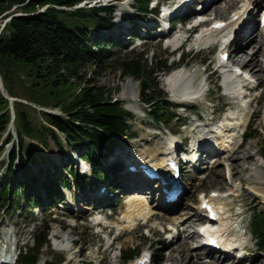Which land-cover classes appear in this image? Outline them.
Wrapping results in <instances>:
<instances>
[{
  "label": "rangeland",
  "instance_id": "rangeland-1",
  "mask_svg": "<svg viewBox=\"0 0 264 264\" xmlns=\"http://www.w3.org/2000/svg\"><path fill=\"white\" fill-rule=\"evenodd\" d=\"M128 1L130 4L127 19L125 18L122 21L120 17L116 16V13L111 14V31L105 32L100 29L92 32V35H96L97 38L104 39L110 37L112 40L117 41L118 44L112 50L113 60L109 61L104 69H99L92 65L88 66L85 69L83 81V85L87 87L100 86L105 88L113 101L121 103L123 108L133 115V118L128 120L130 128L127 136L122 138L123 140L118 144L115 153L110 158L105 157L102 159V168L107 174L106 177L110 176V178H112V185L118 182L121 190L115 192L112 185H109L110 193L106 194V198L97 202L80 200L82 195H87L88 197L94 195V193L97 192L98 184H95L94 188L91 187L89 192L81 190L76 183L72 182L73 185L71 189H63L60 192V198L64 200V203L56 207L53 203L51 205L47 200L43 199L44 206L42 209L40 211L35 210L34 215L28 216L27 213H30L29 209H32V207L30 206V198L27 200L26 196L29 194L30 196L43 198V183L46 179L55 180L60 174H65L67 176L69 170L77 172L79 175L86 174L77 156L81 154L82 151L77 148L69 150L68 156L66 157L60 153L58 147L50 138L47 139V146L45 148L36 141L25 139L24 146L27 153L26 160L28 162V170L25 172L26 175H22V172H20V169L16 166L10 179L7 180L5 162L12 141H17L13 123L14 120H12L9 129L7 128L0 137V191L7 186L11 192L8 202L3 203L0 201V236H2L0 245L4 244L3 242L8 239L10 248H12V243L15 241H17L20 246L25 244L21 248H30L35 235L41 232L45 226H48L49 231L47 239L49 240V244L40 251L37 264H44L45 261H50L54 264H66V261L71 258L74 259L72 264H126L122 261L121 255L129 254L123 252H126L130 248L137 249L140 256L142 254L149 255L151 257L150 264H173L167 260L170 256L174 255L177 257L181 255V253H183L185 264H206L209 259L212 260L214 258H208L206 256V250L203 248L201 250L196 248L197 245L193 243V241L189 240V243L183 247V252L180 251L179 247L183 244L187 235L185 233L180 239L182 231L176 233L175 226H178V220L180 223L181 220L186 221L192 218L189 221L191 222L190 225L185 226V229L182 227L183 232L186 230L188 236L192 235L193 232L196 231L195 227L202 221L200 216L194 214V209L200 205V195H207V193L211 191L219 194H227L233 186L235 187L234 184L236 182L241 181L242 184L237 192L238 197L234 198L232 201V214H239L238 221L240 220L242 225L240 227L241 229L234 235L240 236L244 232V237L248 241L245 250L248 255V261L245 264H255L259 261L261 264H264V251L256 249V239L250 236L251 214L257 210L264 211V198L262 196V194H264V168L262 169L259 164L256 167V163H258L259 160L264 162V157L260 153V147L264 143V78L256 75L255 78L259 81V88L249 94L250 97L252 96V98L255 99V102L250 104L249 110L256 112V116L249 120L245 130L253 136L248 137L247 140L243 142L242 147L244 149L238 156L231 155L232 153H222L220 156L214 158L212 162L208 160L206 164H202L198 171H195L193 167L183 170L182 179L185 184L183 194L178 202L169 207L170 209L160 210L159 212H156L155 209V213L158 216L155 220H135L128 214V212L131 211L130 206L133 205L130 200L134 198L133 196L128 197V195L132 193L133 190H130V186L126 183L127 177L125 176L124 170L115 174L109 169L116 159L119 163H123L128 160V153H133L138 156L141 153L150 155L154 152H158L155 151L156 149L161 151L160 149H164L166 143L168 144V142H170L167 141L170 138L168 132L176 134V141L187 139V144L189 145L186 149L189 150L190 141L193 140L197 132L196 130L194 131L195 127L201 124L211 123L213 120L214 124H221L219 121L222 118L223 112L228 111L231 106H235V104H233L234 102H238V105L244 104L242 100H234L230 97V94H226L225 89L221 88V85H223L222 74L218 72L215 74L213 73L215 67L217 69V45H220L219 41L216 46H196V38L193 41V36H189V41L186 46L184 45L181 50L171 53V48L167 47L158 37L156 38L153 37L152 34L149 36L146 34L145 27L148 25V22L141 24L139 23V19L134 17L136 13L132 8H136L138 2H136V0ZM160 1L164 5L177 4L178 2V0ZM223 6L224 0H221L217 1L214 7L210 6L208 8L206 12L208 18H211L210 23L216 20L227 21L230 18V13L232 14L233 10H229L230 12L227 11L226 14L218 13L216 15V11ZM151 7L150 5L149 9ZM81 8L88 10L89 6L86 5ZM44 9L45 7L39 11H43ZM19 15H23V13L15 6L6 10L0 8V34L3 33V27L5 23L9 21V18ZM101 17L104 19L108 18V16L104 14H101ZM61 19L64 21L67 17L62 16ZM256 20H258V18L255 19V23ZM147 21L149 20L147 19ZM134 26H140L142 28L140 35L145 32V43L141 47H137L136 43L129 42L130 39L134 37V31L132 30ZM187 35L188 33L184 31L182 37L185 38ZM119 36L122 37V39H120L121 41H119ZM250 41H252V38ZM263 41L260 34L259 40L252 46L246 48V44L241 43V49L243 51L240 53H244V51L249 52L251 56L254 47L258 44L261 48ZM235 48L236 46L233 47V49ZM93 49L95 50V47H93ZM180 51L181 56H183L182 60L179 59L181 56L178 55ZM133 52L142 54V58L146 60L149 66H154L155 63L160 61H166L168 69L160 71L156 75L158 88L164 93L166 96L165 98L172 103L175 102V97L171 93L169 87L165 85V79L171 75L170 71H174L176 68H179L178 70L186 68L192 71V73L197 71V76L193 80V86L195 88H198L204 80L210 77V83L207 85L209 90L204 99L188 103L189 106H185L187 112H185L186 109H171L172 114L175 113V115L179 116L185 126L180 128L177 127L176 119L167 126V130H164V127L160 124L156 125L147 114L151 107H148L140 101L138 83L131 78L123 77L122 71L116 67L117 64L108 65L114 60L123 59ZM232 58L235 62L234 55ZM259 61H261L264 66V52L262 51ZM204 69H206L205 72ZM18 75L21 76L20 73H18ZM257 79H255V81H257ZM0 91L2 96L9 102L8 107L11 114L13 113L14 102L26 103V101L23 100V94L20 93L17 86L16 93H19V96H17L18 98L8 97L2 87L1 78ZM30 106L35 110L29 113L30 119L34 124H39L40 117L37 114L38 112L43 111L60 115V112L56 108L44 109L33 104ZM188 109H192V111L190 112ZM205 113H207V115H201ZM195 115L199 116L201 120H196ZM233 124L235 125V123ZM212 129L218 132L216 127H212ZM180 147L182 148V146ZM132 160L134 159H131V161ZM228 164H231V166L233 165L232 168L234 170L231 175L230 172H226V170H228ZM255 167L257 169H255ZM124 168L126 169V165ZM89 172L88 174H90ZM122 173H124V175ZM88 177L91 179L90 176ZM31 178H33V186L31 190L26 191L22 184H25V181L31 180ZM81 185H83V182L80 180L79 186ZM146 186L148 187V189L145 188L146 191H149L151 186L149 184ZM13 189L15 191L14 194L12 193ZM147 193L148 192L144 194ZM153 196V199H156L155 194ZM142 197L145 203H149L151 200L149 193ZM96 209L102 210V217L105 218V226L107 227L105 233L110 231L108 238H104L105 236L102 237L97 234L98 229H96L95 220L99 216H97ZM110 214H112V216H108ZM179 215H183L185 218H181ZM173 218H176V221L173 220ZM162 229H169L167 230L169 233L165 236L162 235ZM54 233L55 235L53 236ZM121 233L123 234L119 236ZM65 235H70L71 240L74 241L73 244L70 245V251L72 253L57 247V243H60ZM177 235L178 238L174 240L173 244L169 245V236ZM115 237H117V239L111 244L112 238ZM53 239L54 241L57 240V242H54ZM2 246L4 247V245ZM16 253L17 250L15 254ZM216 258L217 257L213 260V264H234V262H236L233 260L223 263L217 261ZM133 262L134 261H132L131 264Z\"/></svg>",
  "mask_w": 264,
  "mask_h": 264
},
{
  "label": "trees",
  "instance_id": "trees-1",
  "mask_svg": "<svg viewBox=\"0 0 264 264\" xmlns=\"http://www.w3.org/2000/svg\"><path fill=\"white\" fill-rule=\"evenodd\" d=\"M84 1L94 0H0L1 9L15 6L23 13L11 16L0 34L2 87L8 97L18 98L17 86L26 101L13 103L17 141H12L5 162L7 180L16 166L22 175L28 170L25 139L36 141L45 148L47 139L50 138L66 157L69 150L74 148L82 151L80 158L87 162L95 178L102 181L105 179L101 168L102 159L110 155L128 134V120L133 115L121 103L113 101L105 88L83 85L85 69L91 65L104 69L113 60L112 50L117 46L110 37L101 39L92 35L94 30H111V8L97 5L88 10L73 9ZM148 1H137L140 17L150 13ZM44 7L43 12L38 13ZM101 14L108 18L104 19ZM62 16L67 19L63 21ZM114 63L122 71L123 77L138 83L140 101L151 107L147 112L150 119L156 125H170L175 117L170 109L171 103L158 88L156 75L168 69L166 61L149 66L142 54L133 52L108 65ZM31 104L44 109L56 108L60 115L38 112L40 121L39 124H34L29 116L30 111L34 110ZM8 105V100L0 91V137L11 120L12 114ZM252 136L248 134V137ZM260 153L264 157V143L260 147ZM80 180L83 187L89 186L84 176L72 170L68 171L67 176L60 174L55 180L46 179L43 189L47 200L56 199L61 188L70 189L72 182L81 187ZM33 183L31 178L22 185L27 191L31 190ZM114 188L119 189L118 186ZM10 193L5 186L0 191V201L8 202ZM12 193H15L14 189ZM26 198H30L31 207L42 209V198L29 194ZM29 211L27 215L32 216V209ZM48 230V226H45L35 235L32 246L21 252L18 264H37L40 251L48 246ZM250 230L258 249L264 251V211L257 210L251 214ZM123 253H129L121 255L122 261L126 262L138 250L130 248Z\"/></svg>",
  "mask_w": 264,
  "mask_h": 264
},
{
  "label": "bare ground",
  "instance_id": "bare-ground-1",
  "mask_svg": "<svg viewBox=\"0 0 264 264\" xmlns=\"http://www.w3.org/2000/svg\"><path fill=\"white\" fill-rule=\"evenodd\" d=\"M217 1L221 0H211L210 2L205 3L202 10L195 17H205L207 15L206 11L208 10V8L210 6L214 7ZM178 4L181 5L182 1H180ZM254 8L256 10L264 9V0H224V6L221 9L219 8L218 11H216V15L218 13L226 14L227 11L233 10V13H230V18L225 22L223 21L224 28H222L221 30H212L211 28L207 27L204 31L197 35L195 40L196 46H202L211 43L214 44L219 41L220 45H218V53L223 54L226 52L228 54V61L227 63H221L218 59L217 69L213 73L215 74L216 72H219L222 74V86L225 89L226 94H230V97H232L234 100H242V102L244 103L238 105V102H234L233 104H235V106H231L229 108L228 112L231 113L230 115H228L230 117V119L228 120L229 122L227 123L228 128L226 127V125L222 124V126L216 127V129H218V132H215L212 129L214 121L195 127L194 131L196 130L197 132L195 133L191 142L192 151L194 149H198L196 153H199L200 151H205L207 153V158L209 159H214L220 156V151L222 150H224L225 152L223 154L232 153L231 155L238 156V154L244 149L242 147L243 145H239L241 129L247 122H249V120H251V118L256 116V112L249 110L250 104L255 102V99H253L252 96L250 97L249 94L247 95L248 90H244V88L250 83L248 82V80L255 81V79H257L255 78L256 76L264 78V66L262 65V62L259 61L261 51L264 52V41L261 48L260 46H258V44L254 47L251 56L249 55V52L244 51V53H240L243 51L241 49V43H245L246 48L252 46L253 44H255V42L257 43V41L259 40L260 34L264 40V29H261L255 23V15L253 11ZM177 9L178 8H176L175 11ZM206 17V22L211 20V18H208V15ZM179 32L180 31H175L173 37L168 41V45L170 47H176L177 45H179L181 38ZM251 38L252 41H250ZM234 46H236L235 49H233ZM233 55L235 62L232 58ZM233 67H236L241 70L243 74L238 76L237 73L233 71ZM196 76L197 71L195 73H192V71H189L185 68L172 72L171 75L166 79L168 87L173 96L175 97L177 103H192L194 101L201 100L206 97V94L208 92L206 87L210 83V77H208L207 80H204V82L199 85L198 88H195L193 86V80ZM256 82H259L258 79ZM233 123H235V125ZM167 141L170 142H168V144L166 143L164 149H160L161 151H159V149H156L155 151L158 152H154L150 155L141 153L136 156L133 153H128V161H131V159H134L132 160V162L135 163L139 160L147 161L152 165H157L160 172L163 171L165 169V163L168 157H171V148L172 144L174 143V139L170 137ZM192 158L193 156L191 153V156L188 158V160H191ZM258 164L262 169L264 168L263 161L259 160L258 163H256V167ZM227 167L228 170H226V172H230V175L233 174V165L231 166V164H228ZM256 167L255 169H257ZM137 177L143 178L138 174H134L130 178H127V180L131 181L132 178ZM126 183L128 185V181H126ZM137 183L139 182L137 181ZM241 184V181L235 184V187L233 186V188L227 194H216V196L214 197L205 195V197L201 198L199 207L194 209V214L196 216H200L202 220L204 219L201 206L203 200L207 198L208 203H212L214 205V210L216 212V223L213 224L217 225L218 231L216 234H220L222 242L229 241V246H242V249L246 250V244L248 241L246 240L244 235H234L237 231H239V229H241L238 225L239 214H232V201L234 198L238 197L237 192ZM130 190L135 191V193L133 195H130L134 198L130 200L133 205L130 206L131 211L128 212V214L135 220L143 219L145 221H148L149 219H156L158 218V216L155 213V209L156 212H159L160 210L163 211L170 209V206L163 204L161 200L153 199V191L150 197V202H147L148 204L145 203L142 197L143 195H147L144 194L146 193V191H144L145 184L138 186H130ZM85 196L82 195L80 200L96 201L100 198L96 194L92 195L91 197H88L87 195ZM262 196L264 198V194H262ZM154 200L156 201L153 202ZM180 217L185 218L183 217V215ZM191 219L192 218L186 221L181 220L180 223L178 220V226H175L176 233L178 231H182L180 239L185 233L187 235L183 244L179 247L180 251L182 252L183 247H185L189 243V240L193 241V243L197 245V247L195 246L196 248L200 250L203 248L202 244L200 243V236L196 231H194L193 234L189 236L186 230L183 232L182 227L184 228L185 226L190 225L191 222L189 221ZM173 220L176 221V218H173ZM95 221L96 223H98L99 221H101V219L97 218ZM54 235L55 233L53 234V236ZM229 235L231 236L230 239H228ZM177 238L178 235L176 236V239ZM1 239L2 236H0V240ZM73 242L74 241L71 240L70 235H65L63 236L62 241L60 243H57V247L61 250L70 251V245L73 244ZM173 242L174 238L170 240L169 245L173 244ZM214 252L215 251L212 250L206 252V256L208 258H214L212 260L209 259L206 264H213V260H215V257H217V261L225 263L226 261L224 260L231 256L230 254L226 253ZM182 254L183 253H181V255L177 257L172 255L167 261L173 264H185L183 260L184 256ZM144 256L147 257L146 255ZM73 261V258L68 259L66 261V264H72ZM247 261L248 255L244 253L242 258L236 260L234 264H245L247 263ZM255 264H261V262L259 261Z\"/></svg>",
  "mask_w": 264,
  "mask_h": 264
},
{
  "label": "water",
  "instance_id": "water-1",
  "mask_svg": "<svg viewBox=\"0 0 264 264\" xmlns=\"http://www.w3.org/2000/svg\"><path fill=\"white\" fill-rule=\"evenodd\" d=\"M42 12H43V11L41 10V11H39L38 13H42ZM45 264H54V263L49 262V261H46Z\"/></svg>",
  "mask_w": 264,
  "mask_h": 264
}]
</instances>
